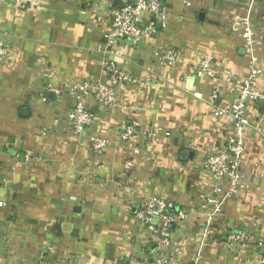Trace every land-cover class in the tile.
Returning <instances> with one entry per match:
<instances>
[{
  "label": "crops",
  "instance_id": "obj_1",
  "mask_svg": "<svg viewBox=\"0 0 264 264\" xmlns=\"http://www.w3.org/2000/svg\"><path fill=\"white\" fill-rule=\"evenodd\" d=\"M20 1L22 7L0 0V39L10 51L0 64V264H127L130 255L151 264L148 233L136 219L137 200L148 195H163L189 213L173 227L169 249L181 250L173 264L258 259L257 243L264 253V100L246 111L245 186L224 199L203 240L201 213L211 211L208 199L218 184L203 163L224 144L228 122L207 103L214 80L195 77V65L204 52L218 71L247 74L248 53L231 21L254 2L250 18L259 25L262 65L257 87L264 92V0H164L167 27L138 49L104 38L111 8L132 0ZM166 43L183 51L174 65L153 55ZM104 60L151 85L116 86L114 107L89 98L95 119L76 134L67 118L68 91L82 80L108 83ZM232 88L221 86L223 107L235 96ZM132 119L141 132L157 135L123 142L119 127ZM94 135L110 141L102 154L90 148ZM129 158L134 167L126 170ZM220 182L226 190L228 182ZM242 230L252 241L233 249L229 234Z\"/></svg>",
  "mask_w": 264,
  "mask_h": 264
},
{
  "label": "built area",
  "instance_id": "obj_2",
  "mask_svg": "<svg viewBox=\"0 0 264 264\" xmlns=\"http://www.w3.org/2000/svg\"><path fill=\"white\" fill-rule=\"evenodd\" d=\"M16 5L23 6L20 0H15ZM254 2H250L245 8L244 15H235L232 25L237 34L243 40L248 53V71L245 76H235L231 72H220L216 69L214 58L211 54L200 52L195 65V77L214 80L207 103L217 115L224 116L228 122L226 140L222 147L209 154L203 163V168L217 178L218 184L213 194L208 199L213 203L211 211L201 213L206 225L203 230V240L210 234V225L221 212L223 201L226 197L236 194L245 186L246 172L243 169L242 155L245 149L244 135L250 124L246 111L253 101L264 100V92L257 87V78L262 72V65L257 56L256 49L259 25L251 20L250 15ZM190 5L186 1V6ZM149 14L145 19L144 14ZM169 13L164 0H132L130 3L113 7L109 13V29L104 34L106 44L123 42L133 49H138L141 43L147 42L153 36L165 29L168 24ZM264 25V23H263ZM181 48L171 44H163L153 52L155 58L164 64L174 65L181 57ZM10 56L8 46L0 39V64ZM103 67L107 74V82H95L82 80L71 87L68 94L73 100L71 109L67 114L71 129L76 134H81L91 125L95 119L94 112L88 105V99L92 98L99 104L116 106L115 87L121 84H135L143 82L151 85L149 81L136 79L129 72L123 70L116 62L104 60ZM147 71L151 72L150 68ZM230 82L235 96L229 106L223 107L220 103V90L224 83ZM142 134L146 139H153L157 135L156 130L142 131L137 120L127 121L119 127V138L125 143H133ZM89 145L93 153L102 154L109 146L110 141L102 136H90ZM133 153L140 151L139 147H133ZM134 167V159L129 158L125 162V169ZM220 180H226L228 187L223 191ZM3 203L0 201V206ZM136 219L148 233V243L152 247L153 258L151 264H173L181 254L179 247L172 246L173 227L181 225L187 220L189 213L176 207L174 201L163 195H148L139 198L136 203ZM252 241L249 232L233 231L229 234L228 244L233 249H244ZM263 243H257L254 248L259 253V258L254 260L247 255L252 264H264V253L261 252ZM83 264H90L85 262ZM127 264H148L136 255H130ZM196 264V261L194 262Z\"/></svg>",
  "mask_w": 264,
  "mask_h": 264
}]
</instances>
